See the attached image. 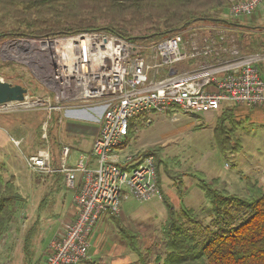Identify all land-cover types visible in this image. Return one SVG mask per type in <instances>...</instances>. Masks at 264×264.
<instances>
[{"label":"built area","instance_id":"2783aa9c","mask_svg":"<svg viewBox=\"0 0 264 264\" xmlns=\"http://www.w3.org/2000/svg\"><path fill=\"white\" fill-rule=\"evenodd\" d=\"M261 1L230 0L226 12L232 18L248 16ZM195 34L198 37L186 41L184 30H177L146 44L108 30L12 40L32 49L35 68L51 84L53 100L42 99L49 113L61 109V102L103 107L91 148L93 168L82 154L75 165L68 166L70 148L61 147L59 171L64 185L74 190L76 210L49 240L45 264L84 260L90 232L102 212L118 213L129 197L138 201L161 197L151 154L115 153L138 122L147 126L152 115L163 112L173 120L182 114L214 112L223 103L264 105V80L255 65L256 55L244 53L234 43L226 47L221 33ZM24 100L2 103L0 111L24 105L27 97ZM42 130L46 139V124ZM24 163L35 174L55 171L47 147L25 155ZM76 172L81 173L80 187L75 185Z\"/></svg>","mask_w":264,"mask_h":264},{"label":"trees","instance_id":"16d2710c","mask_svg":"<svg viewBox=\"0 0 264 264\" xmlns=\"http://www.w3.org/2000/svg\"><path fill=\"white\" fill-rule=\"evenodd\" d=\"M229 1L0 0V41L12 37L66 35L103 29L131 42L146 44L189 26L206 23L213 27L239 26L231 19L214 14L215 11H225ZM11 3L22 5L23 17L19 24H10L12 26L7 29L4 28V19L7 16L19 17L6 13L4 6H11ZM35 13L40 14V17L30 20ZM103 17L107 21L100 23L98 20ZM20 24L23 27L30 25V30L22 31ZM133 30H138L139 33H130ZM252 42L256 43V40ZM244 51L249 52L251 49L247 47ZM15 66L16 63L11 60L0 59V76L5 75L4 68L14 71ZM232 112L231 108L225 109L216 117L212 127L213 137L221 150L237 152L241 143L234 135L236 121ZM56 115L57 113L52 112L51 120L54 124L59 119ZM137 124L141 127L139 122ZM49 135L51 136V132ZM131 136L135 134L129 130L125 141ZM39 137L37 135L38 142ZM50 144L53 148V161L61 146L59 137L53 135ZM139 152L151 154L155 158L159 183L160 173L163 171L172 180L177 196L183 193V177H194L211 209L210 219L204 224L196 217L192 208L180 207L177 210L167 196L161 195L166 213L161 225V240L165 252L163 256L156 257V264H264V188L246 179L247 195L218 189L216 178L208 181L204 173L196 168L175 169L174 166H180L177 158L161 157L162 149L159 144ZM3 169L0 165V239L6 235L11 223L17 221V215L26 209L28 203L27 197L19 192L14 177L5 178ZM40 177L44 180L51 178L37 204V210L42 212L55 203L54 194L61 189L63 176L60 172H54L50 176L40 174L36 178ZM114 222L126 246L139 256L141 251L138 247V233L121 225L119 219L114 218ZM188 224L193 225L194 229H190ZM39 226V219L36 218L22 234V264H35L34 242L39 234ZM15 231L18 232L19 229L16 227Z\"/></svg>","mask_w":264,"mask_h":264},{"label":"rangeland","instance_id":"374dc122","mask_svg":"<svg viewBox=\"0 0 264 264\" xmlns=\"http://www.w3.org/2000/svg\"><path fill=\"white\" fill-rule=\"evenodd\" d=\"M262 2H264V0H262ZM83 6L86 7V5ZM4 7L6 13L8 12V15H19L18 18L15 16H7V18H5L3 22L4 28L8 29V26H12L10 24H19L21 21L20 19L23 17L22 5L11 3V6ZM254 12H256V10ZM254 12L248 16L240 15L233 18L231 16H228L226 9L225 11L223 10L220 13L218 11H215L214 14H218L219 16H222L224 18L231 19L233 22H236L238 24L248 23L250 25L257 26L260 23V20L256 18V14H254ZM261 12L263 13V11ZM39 15L38 13H35V15L30 18V20H34L36 17L39 18ZM0 16H2V14H0ZM98 21L100 23H104L107 21V18L103 17ZM20 26L23 27L24 25L20 24ZM231 26L232 25H217L213 27L211 24L206 23L201 26L195 25L194 28L192 26H189L182 30H184V38L186 41L194 37H198L195 33L200 34V36L208 34L215 36L221 33L225 36V40L223 43L226 45V47H229L234 43L240 49H246L247 47H249L251 51L254 52L258 45L257 40L254 37H251L252 39H246L244 35H242L245 33L244 29L236 30ZM21 30H30V25L21 28ZM238 32H242V34H239ZM130 33L138 34L139 31L133 30ZM25 37L29 36L5 38L0 41V59L2 61L11 60L16 63L14 71L8 70V67L4 68L3 72H5V75H1L0 80L8 81L12 84H15L14 82L18 81V84H21L27 90L24 95L28 99L26 101H31L32 103L10 107L6 110L0 111V114H21L25 112L28 123V125L25 127L26 131L28 130L32 133V138L34 139L35 144L37 143V146L46 147L49 146L48 143L53 140V135L60 137L62 140L67 135L65 134V131L62 130L59 119L56 124L53 123V120H51L50 118L52 116V112H48L46 105L47 103L42 100L43 98H49V100H53L51 94H53L54 91L51 84L44 77L43 71L38 69V67L35 68L34 65L36 64V62L31 56L32 49H29L28 47L24 48L22 44L18 45L16 41H12L13 39H24ZM253 40H256V43H253ZM219 43L221 44V41L217 42V44ZM215 47L219 48V46L216 45ZM6 78H8V80H6ZM22 101L24 102L25 100L23 99ZM66 103L70 104L69 102L60 103L61 109L64 108V105H66ZM71 103L88 105V107L100 106L102 108L101 113L103 111V107L99 104H83L79 102ZM58 110L56 112H58ZM61 111L58 112L59 114L57 113V117L61 116ZM218 112L220 113L221 111L218 110ZM152 116V122L149 125H141V127L138 126L137 129L133 132L135 136H131L127 141L124 140L123 143L120 144V147L118 149H114L115 153H117L118 156H120V154L118 153V150L120 148H123V150H121L122 156L133 155V157H136L138 156V154L143 153L139 152V150L143 151L145 148L159 144L162 149L161 157L177 158L180 166H174L175 169L179 168L180 170H186L189 167L196 168L204 173L205 178L208 181L213 177H220V180L217 179L216 184V187L218 189H226V191L230 190L239 195L248 194V190L245 187L244 183H233L230 187L229 184L222 181V178H224L225 176L228 177V173H236L238 170H244L246 167L245 163L247 161L258 162L260 166H264V132L261 129H258L254 125V123L250 121L249 118H243L242 122H235L234 135L240 141L241 147L237 152H229L223 151L218 147L213 137V122H211L210 124V122H208L203 117V115L182 114V116H180L176 120H173L171 116L166 112L156 113ZM43 124H46V139H44L42 135ZM49 132H51V136L49 135ZM37 135L40 136V142L37 141ZM59 141L61 142L60 139ZM64 145L65 144H63L62 146ZM66 145L69 147L68 144ZM77 146L78 141H75L71 146V153L69 154V158L67 161L68 166H70L69 164H74L78 161L77 157L79 150ZM90 151L92 154V149ZM86 159L87 158L85 157L84 160L86 161L87 165ZM17 166V171L14 172V180L18 185L19 192L27 197L28 203L26 209H24L20 214L17 215V221L11 223L12 226L9 228L6 235L0 239V264H20V241H22V234L29 226V224L36 218L39 219L40 216L41 217L39 219V222L41 224V230L39 232L41 235L39 234L40 237H37L39 239L42 237L43 242L46 244L49 237L48 233L55 226V223L59 221V218H63V213L67 210L66 206L69 204V198H71V190L66 187V192L64 193L62 190V192L58 194L57 200L50 208V210L39 213L38 216L35 215L36 210H34V208L38 199L40 198L39 196L44 189L43 187H45L46 185V180L42 179L41 177L36 178V176L40 174H35L28 168H26L25 164L23 163L22 157L18 158ZM59 167L57 169L55 168L54 172H61L59 171ZM159 170L162 171L161 168H159ZM156 175L158 181L157 168ZM49 179L51 178H48V180ZM226 179L228 180V178ZM183 180V189L184 191L188 190V198L189 194L192 193V188H194V185L192 184L195 181V178L189 175H185L183 177ZM160 183L164 187H168L167 184H169L170 186L173 184L172 180L163 171L160 173ZM168 195L170 196L171 201H173L172 203H174L176 207L175 209L178 210L180 207L190 206L194 210L196 217L201 219L204 224L208 222L207 214L211 211L210 203L202 195L201 198L203 199L200 198L201 201L198 199L196 200V196H191L193 200L190 204H187L184 196L178 199L176 194L174 196L173 194L171 195L170 193H168ZM75 210L76 209H74V212ZM118 213L121 221H125V216L129 214L133 219H135L134 222L126 224L129 228L138 231L137 241L138 247L140 248L141 252L139 256H136L137 261L135 264H156V257L163 256L165 252L163 242L161 240V222H163L166 215L163 203L157 197H154V199H150L147 201H138L134 199V197H129L127 200L123 201L121 209ZM132 224H134V227L137 228H133L131 226ZM188 226L190 229H194L193 225L188 224ZM16 227L17 229H19L18 232L15 231ZM112 227L113 226H109V229L105 225L100 226L99 222L93 226L89 235V240L91 243L90 252H102L107 249L110 253L109 255L112 256L113 259H123L125 255L123 251L124 247L126 246L125 242L119 237L118 233L114 231V228ZM118 245L120 249L117 248ZM9 247L11 248V251L9 250ZM126 249L128 250V248ZM93 259L95 260L96 258L94 257Z\"/></svg>","mask_w":264,"mask_h":264},{"label":"crops","instance_id":"0c3cea01","mask_svg":"<svg viewBox=\"0 0 264 264\" xmlns=\"http://www.w3.org/2000/svg\"><path fill=\"white\" fill-rule=\"evenodd\" d=\"M261 11H263V13ZM254 14H256V18L260 20V23L257 26L250 25L248 23H243V24H239V26L237 25L233 29H236V30L244 29V32H245L244 34H242V32L240 33L238 32V33L244 35L246 39L254 37L257 40L258 45H257V48L255 49L256 51L254 50V52L253 51L245 52L243 48H242V51L248 54L256 55L255 65L259 70L260 76L264 80V2L260 3L259 7L256 9V12H254ZM230 108L233 111L232 112L233 117L236 122H242L243 118L244 119L249 118L250 121L254 123V125L258 129H261L264 132V105H257V104L244 105L241 103H223L219 111L222 112L223 110L230 109ZM61 110L64 112H62ZM101 110L102 108L100 106L88 107V105H80L77 103H70V104L66 103V105H64V108L59 110L62 113L61 116L59 117V122L61 123L62 130H64L65 134L67 135L65 138H63V140L59 137L61 142L63 141L61 146L63 144L65 145L68 144L70 147V152H69L70 154L72 144H74L75 141H78L77 148L80 153V154L78 153V157L81 154L84 155L87 158L86 160H87L88 167L95 166V159L93 155L91 154L90 150H91L92 142L97 134L96 132L98 131V120L97 119L101 113ZM54 112L58 113L56 111ZM221 112L219 113L218 110H216L214 112H209V113L199 114V115H203V117L208 122H210V124L211 122H213V125H214L215 124L214 122L216 121V117L220 115ZM27 125L28 123H27V117L25 116V112L21 114L19 113L18 114L16 113L0 114V165L3 166L4 168L3 175L6 178L7 177L9 178L11 176L14 177V172L17 171V168H18L17 165H18L19 157H22V160L24 163L25 155L36 153V151H38L39 148L44 147V146L42 147L37 146V143L35 144L34 139L32 138V133L28 130L26 131L25 129ZM48 144L49 146H46V147L49 149L50 155H51L53 148L50 142ZM121 150H123V148H120L118 150V153L120 154V156H122ZM59 153H60V149L58 152H56L55 160L53 161H52V155H51V164L56 169L60 166V161H59L60 154ZM74 164H69V165L72 166ZM245 166L246 167L244 170H238L236 173L234 172L228 173L227 175L229 176L228 177L225 176L224 178H222V181L226 182L231 187L233 183H239V182L244 183V185H246V179H250L252 182L256 183L258 186L264 188V166H260L258 162H253V161H247L245 163ZM46 175H49V174H46ZM29 177H30V174H29ZM75 177H76V185H79L81 182V173L76 172ZM213 178L220 180V177H213ZM213 178L211 179L213 180ZM226 178H228V180ZM50 181L51 180L50 179L48 180L47 178L46 185L45 187H43L44 188L43 191L46 189L47 186H49ZM60 185H61V189L57 193L54 194V202L57 200L58 194L61 193L62 190L64 193L66 192L65 191L66 187L63 182V177H62V183ZM167 185L168 187H164L161 183H159L161 195H165L170 198V196L168 195V193H170L171 195L173 194L175 196L176 194L177 196L178 194L175 191L174 184H172L171 186L169 184ZM192 185H194V188H192V191H191L192 193L189 194L188 198H187L188 190L184 191L183 189V193L180 196H177L178 199L184 196V199L186 200L187 204H190L193 200L191 196H196V200L198 199L201 201V199H203L201 198V195L203 194V192L197 187L196 179ZM70 190H71V195H70L71 198H69V202H68L69 204L66 206L67 210L63 213V218L62 219L59 218V221L55 223V226L48 233V236H49L47 240L48 242L45 244L43 242L42 237L40 239L38 238L40 237L39 236L40 232L37 235L38 237H36L35 239L34 254H33L34 255L33 261L35 262V264H45L47 254L49 252V248H48V245L50 242L49 240H51L53 235L59 230V228L65 221L72 219L75 215V212H74L75 205L73 204L74 190L73 189H70ZM41 195L39 197H41ZM202 196L204 197V195ZM158 199L162 202L161 197ZM39 200L40 198L38 199V201ZM38 201L34 208V210H36L35 215L37 216L39 215V213L45 212L46 210H50L51 208L50 207L45 210H42V212L38 211L37 210ZM187 208H191V207L188 206ZM114 218L121 220L119 218V213L113 216V214H111L110 212H102L100 216L98 217L97 221L95 222V224L99 222L100 226L105 225L107 228H109V226H113L112 228H114V231H116L119 237L123 239L120 233L118 232L116 225H114L115 224ZM207 218L208 220L210 219V212L207 214ZM134 221L135 219H133L131 215L129 214L125 216V221L123 220L121 221V225H124L125 227H127L128 229L132 231H136V230L129 228L128 225H126ZM131 226L133 228H137V227H134V224H132ZM40 230H41V224L39 226V231ZM90 248H91V245L88 248L86 258L82 260L81 262H79L78 264H135L137 261V257H136L137 254L133 251H130V249L127 246H125L123 250L125 254L123 259H113L112 256L109 255L110 253L107 249L102 252H97V251L90 252ZM117 248L120 249L119 245L117 246ZM126 248H128V250ZM20 250H21V247H20ZM20 256H21L20 264H22V252ZM94 257L96 258L95 260L93 259Z\"/></svg>","mask_w":264,"mask_h":264},{"label":"water","instance_id":"95a60500","mask_svg":"<svg viewBox=\"0 0 264 264\" xmlns=\"http://www.w3.org/2000/svg\"><path fill=\"white\" fill-rule=\"evenodd\" d=\"M26 91V88L21 84H12L0 80V104L10 101H22L25 98Z\"/></svg>","mask_w":264,"mask_h":264},{"label":"bare ground","instance_id":"6f19581e","mask_svg":"<svg viewBox=\"0 0 264 264\" xmlns=\"http://www.w3.org/2000/svg\"><path fill=\"white\" fill-rule=\"evenodd\" d=\"M16 102H17V101H16ZM18 103H20V102H18ZM30 103H32V102L29 101V102H27V103H25V104H30ZM25 104H24V105H25ZM57 110H58V109H56V110H51L50 113L53 112V111H57ZM59 110H60V109H59ZM59 110H58V111H59Z\"/></svg>","mask_w":264,"mask_h":264}]
</instances>
